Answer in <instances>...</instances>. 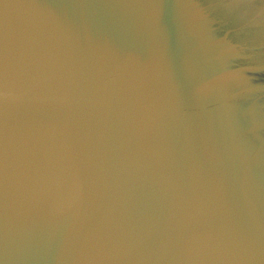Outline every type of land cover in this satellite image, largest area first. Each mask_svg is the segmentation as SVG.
I'll return each instance as SVG.
<instances>
[{
    "label": "water",
    "instance_id": "obj_1",
    "mask_svg": "<svg viewBox=\"0 0 264 264\" xmlns=\"http://www.w3.org/2000/svg\"><path fill=\"white\" fill-rule=\"evenodd\" d=\"M0 264H264V0H0Z\"/></svg>",
    "mask_w": 264,
    "mask_h": 264
},
{
    "label": "snow or ice",
    "instance_id": "obj_2",
    "mask_svg": "<svg viewBox=\"0 0 264 264\" xmlns=\"http://www.w3.org/2000/svg\"><path fill=\"white\" fill-rule=\"evenodd\" d=\"M165 3V0H159V4L163 5Z\"/></svg>",
    "mask_w": 264,
    "mask_h": 264
}]
</instances>
